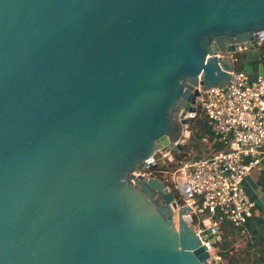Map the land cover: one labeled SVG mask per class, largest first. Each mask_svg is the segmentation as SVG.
Listing matches in <instances>:
<instances>
[{"label":"water","instance_id":"95a60500","mask_svg":"<svg viewBox=\"0 0 264 264\" xmlns=\"http://www.w3.org/2000/svg\"><path fill=\"white\" fill-rule=\"evenodd\" d=\"M261 44L264 0H0V264H212L140 172Z\"/></svg>","mask_w":264,"mask_h":264},{"label":"built area","instance_id":"2783aa9c","mask_svg":"<svg viewBox=\"0 0 264 264\" xmlns=\"http://www.w3.org/2000/svg\"><path fill=\"white\" fill-rule=\"evenodd\" d=\"M238 52L231 50L219 56L228 57L234 64L239 60ZM230 74L224 87L199 88L194 103L196 112L199 110L208 118L215 140L228 145V151L185 160L171 172L150 170L163 163V158L140 172L146 178L161 174L158 179L173 192L179 207L188 208L189 225L210 253L222 239L224 222L246 232L255 202L247 194L244 182L264 153V76H251L234 67ZM179 178L185 179L189 195L179 191Z\"/></svg>","mask_w":264,"mask_h":264},{"label":"trees","instance_id":"16d2710c","mask_svg":"<svg viewBox=\"0 0 264 264\" xmlns=\"http://www.w3.org/2000/svg\"><path fill=\"white\" fill-rule=\"evenodd\" d=\"M262 52L264 57V44L262 45ZM189 130L191 131L189 138L181 150L172 153V160L165 158L163 163H157L150 170L156 171V169H159L171 172L185 160L204 157L207 153V144L204 142L206 139L213 141V152L218 150L228 151V145L215 140L208 118L199 110H197L195 117L189 120ZM156 176L161 178L159 173ZM222 228L223 236L221 241L215 245V251L224 264H264V245L256 240L249 244L248 238L242 236L240 228L231 223L224 222Z\"/></svg>","mask_w":264,"mask_h":264},{"label":"crops","instance_id":"0c3cea01","mask_svg":"<svg viewBox=\"0 0 264 264\" xmlns=\"http://www.w3.org/2000/svg\"><path fill=\"white\" fill-rule=\"evenodd\" d=\"M263 45V44H262ZM262 45L251 46L250 48L241 51L237 63H232L236 69H244L251 76L263 75L264 76V57L262 52ZM238 56V58H240ZM236 64V67H235ZM207 144V153L204 157L213 153V141L204 140ZM244 187L249 197L255 202L253 214L247 224L245 233H241L249 240V244L257 241L264 245V153L258 167L253 168L244 182ZM239 243V240H238ZM264 257V254H263ZM224 264V262L222 261Z\"/></svg>","mask_w":264,"mask_h":264},{"label":"rangeland","instance_id":"374dc122","mask_svg":"<svg viewBox=\"0 0 264 264\" xmlns=\"http://www.w3.org/2000/svg\"><path fill=\"white\" fill-rule=\"evenodd\" d=\"M240 52H241V51H240ZM240 52H238V53L240 54ZM239 54H237V55L239 56ZM239 57H240V58H239L240 60L243 59L242 56H239ZM235 67H236V64H235ZM205 151H206V150H205ZM194 153L196 154V152H194ZM191 156H192V155H191ZM210 254H211V259H210V260H211V263L214 264L215 258H216V256H217L216 251H215V250H214V251H211Z\"/></svg>","mask_w":264,"mask_h":264}]
</instances>
